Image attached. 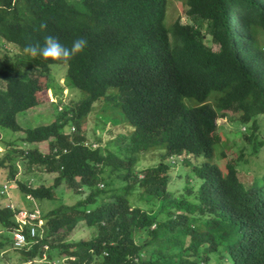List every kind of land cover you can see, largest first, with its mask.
<instances>
[{"label":"trees","instance_id":"16d2710c","mask_svg":"<svg viewBox=\"0 0 264 264\" xmlns=\"http://www.w3.org/2000/svg\"><path fill=\"white\" fill-rule=\"evenodd\" d=\"M185 6L188 22L167 27L166 0H0V128L23 145L0 152V168L14 182L18 162L54 173L50 185L15 184L31 199L59 200L42 217L41 236L13 248L18 263L41 257L46 244V260L66 264H170L175 254L191 256L182 264H208L211 253L218 264H264V171L243 179L236 163L214 162L218 108L240 112L251 154L264 144V0ZM45 36L68 47L83 38L87 46L66 62L23 52ZM53 65H65L79 96L50 122L20 125L21 113L49 101ZM104 111L130 128L117 151L86 143L83 118ZM149 152L150 165L138 168ZM180 154L186 177L198 180L188 200L166 190L164 161ZM63 189L79 198L61 203ZM12 214L0 207L10 234L17 228ZM80 220L89 238L68 241ZM9 239L0 233V251Z\"/></svg>","mask_w":264,"mask_h":264},{"label":"rangeland","instance_id":"374dc122","mask_svg":"<svg viewBox=\"0 0 264 264\" xmlns=\"http://www.w3.org/2000/svg\"><path fill=\"white\" fill-rule=\"evenodd\" d=\"M186 6L185 0H166V9H165V18L164 25L169 27L174 21L177 19L181 23H187L188 19L185 14ZM264 39V37H262ZM206 40L210 44V40L206 37ZM264 44V40H263ZM8 49H15L13 45H6ZM3 52V48L0 45V54ZM65 76V65H53L51 66V89L48 91L49 101H43L38 106L32 107L23 113H21L18 117V122L20 125H24L27 127H33L39 124L50 122L52 118H54L58 113V105H62L69 102L71 99L77 98L79 96V92L76 90L74 86L69 84L66 80ZM224 108V106H222ZM227 109L218 108V130L220 133L221 141L215 149V158L214 162L219 166L223 167L226 162L236 163L237 169L243 179L250 178L252 175H259L264 171V144L262 148L258 150L257 155L251 154L250 145L243 138V133L248 134L249 129L248 125H244L240 122L239 116L240 112L233 111L231 106H227ZM109 111H104L100 114L94 115L90 114L83 118V122H85V130L84 133L87 137L86 142L89 144L93 143V146L96 143L102 144L107 148L113 149L117 151L122 146V143L119 145V137L120 134H127L130 128L125 125L123 122H117V119L110 117ZM100 118H106L104 120V124H102ZM110 119V120H109ZM114 119V122L113 120ZM87 123V124H86ZM115 126H111V125ZM247 128V129H246ZM69 130V128H68ZM259 130L264 131V119L259 118ZM100 141H99V139ZM264 139V136H263ZM16 145H15V144ZM7 144V146H5ZM117 145V147H115ZM18 146H23L16 140V134L9 129L0 128V152L1 155L6 154L7 150L10 152H15L18 150ZM153 152L142 154V161L138 164V168H142L143 166H148L147 163H150V159ZM241 156L246 159L247 162H243L242 160H237V158ZM155 159V157H154ZM153 159V160H154ZM200 162V159H196L195 162ZM153 162V161H152ZM151 162V163H152ZM55 174L49 173L44 170L27 168L23 163L18 162L17 174L15 175V180L20 183H29L31 182L32 186H37L42 183L44 185H50L53 181ZM177 180H182L183 178H178L172 181V185L169 190L173 188L174 190H170L176 194H180L184 192L185 187H189L188 183L179 182ZM7 182H13V179L9 178L8 169L6 167L0 168V189ZM179 184H178V183ZM180 184H184V187H180ZM13 188L8 192L9 198L4 196L5 199L0 197V207L5 205V202H12L14 205H18L30 210L37 212L41 217H43L49 208H54V204H56L59 200H54L52 203L50 200H35L27 197L23 194V192L15 186V183H12ZM63 195L61 196V203L63 204H71L74 203L79 196L72 193L70 190L63 189ZM135 200V194L131 196V201ZM43 222L46 223V220L43 219ZM45 225V224H44ZM59 232L64 231V227H61ZM0 233L2 235H8L11 241V234L3 231L0 225ZM90 236V228L85 226L84 223H79L74 229L68 232L67 238L70 241H77L80 239H88ZM7 249L4 251H0V264H19V252L12 248L11 242L7 244ZM52 254L56 255L55 252ZM211 260L209 264H217L216 258L214 255H210ZM8 257V258H7ZM173 260L170 264H182L184 262V258H191V256L181 257L180 255H173L171 257ZM37 262V263H36ZM33 264H48L45 260H35Z\"/></svg>","mask_w":264,"mask_h":264},{"label":"clouds","instance_id":"9594fccd","mask_svg":"<svg viewBox=\"0 0 264 264\" xmlns=\"http://www.w3.org/2000/svg\"><path fill=\"white\" fill-rule=\"evenodd\" d=\"M43 27L44 26L41 25V28H43ZM86 46H87V41L85 39H83V38H77V39L73 40L72 43H71V45H70V47H68V46L62 45L53 36H45L42 45H40V44H32V43L26 44L25 47H24V49H23V52L26 55H28L29 57H33V58L34 57H37V56H40L42 58L50 59L52 61L66 62L67 60L71 59L75 55H77L80 52H82L86 48ZM49 97H51V96H49ZM61 106L62 105H58V107H59L58 110L61 109ZM71 129L72 128H70V130ZM88 145L92 149H94V148L97 147L98 144L96 143V145L93 146V143L92 144H89L88 143ZM200 161H201V159H200ZM164 162L168 164V166H169L168 172L170 174L169 180L167 182V188H166L167 193L170 196H174L177 199H185V200H188L194 194V192L197 190L198 180L197 179H188L186 177V172H185L186 166L184 164V156L182 154H180V155H171V156H168L165 159ZM190 162L195 163V160H191ZM147 164L150 165V163H147ZM138 177L140 179L142 178V174L140 172H138ZM181 177L183 178V181H185V183H188L190 186L187 187V188L185 187L184 192L183 193H180V194H176V193L170 191V190H174L173 189L174 188V185H173V188L169 190L170 186L172 185L171 182L174 181V180H176V179H178V178H181ZM16 181L17 180H15V182ZM177 181L183 182L182 180H177ZM13 182H7V184L5 183L6 185H9L10 187L7 189V191H6L5 194L4 193H1L2 195H4V196H6V197L9 198V195H7V194L13 188V185H12ZM25 184L28 187H34V186L31 185L32 184L31 182L25 183ZM15 186H16V184H15ZM102 186H103L102 184H99V187H102ZM184 186H185L184 184H180V187L181 188L184 187ZM1 189H2V186H1ZM1 189H0V191H1ZM27 197H29V196H27ZM9 204H12L15 209L13 210V209L9 208L8 207ZM5 206L13 213L12 214V217L14 219V222L17 223V228H18L19 224H18V222H17V220L15 218V215H16V212L18 210L25 209L28 213H33L35 215V219L32 222L33 227L35 229L34 236H31L28 233V229H27L26 225H23V228H22V231L25 233V236H26V239H27V244L25 246H23L22 248H27V246L29 245L30 241L34 240L37 236L38 237L41 236V234L38 231V227H40L41 225H43V227H44V224H45L43 222V220H42L41 215H39L37 212H35L33 210H30V209H27V208L18 206L16 204L14 205V203H12L10 201L9 202H5ZM178 213H180V211H178ZM82 222L83 221H81V220L78 221L77 224L74 226V228L79 223H82ZM17 228H14L13 230H11L12 241H13V231L15 229H17ZM24 229H26V231H24ZM68 241H70L69 238H68ZM70 242H72V241H70ZM11 246H12V248H15L12 243H11ZM42 249H43V254H42L41 257H37V258L33 259L32 261L21 262L19 264H33V261H35L36 259L37 260H45L48 264H66L65 258H62L60 260H57L54 257L55 255L53 256L54 257L53 260H49V261L46 260L47 259V252L46 251L48 250V246L46 244L45 245H42ZM211 254L214 255L213 253H211ZM209 257H210V260H211V256H209ZM214 257L216 258V261H217V264H218L220 260H218V258L216 256H214ZM210 260H209V263H210ZM200 264H202V263H200ZM203 264H205V263H203Z\"/></svg>","mask_w":264,"mask_h":264},{"label":"built area","instance_id":"2783aa9c","mask_svg":"<svg viewBox=\"0 0 264 264\" xmlns=\"http://www.w3.org/2000/svg\"><path fill=\"white\" fill-rule=\"evenodd\" d=\"M9 187V185L4 184L0 192L5 194ZM8 207L13 210L15 209L12 204H9ZM15 218L19 226L13 231L12 244L14 247H23L27 244L25 233L22 231L23 225H26L28 233L34 236L35 229L32 222L35 219V215L33 213H28L25 209H20L16 212Z\"/></svg>","mask_w":264,"mask_h":264}]
</instances>
